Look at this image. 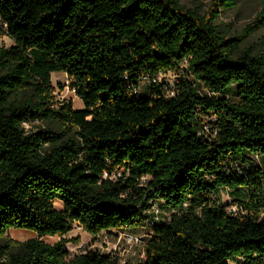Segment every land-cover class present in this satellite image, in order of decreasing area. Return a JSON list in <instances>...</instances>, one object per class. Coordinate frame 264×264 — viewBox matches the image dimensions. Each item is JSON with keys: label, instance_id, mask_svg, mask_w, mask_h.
<instances>
[{"label": "trees", "instance_id": "trees-1", "mask_svg": "<svg viewBox=\"0 0 264 264\" xmlns=\"http://www.w3.org/2000/svg\"><path fill=\"white\" fill-rule=\"evenodd\" d=\"M234 6L0 0V38L14 42L0 44V241L12 228L37 235L0 243V264H118L69 258L75 225L92 237L146 230L143 264H264V49L243 47L264 10L227 37L216 20ZM54 72L83 110L55 100ZM169 73L173 86L156 81ZM211 114L215 140L198 134ZM35 122L66 131L27 134ZM223 190L250 214L228 213ZM154 204L169 217L147 228Z\"/></svg>", "mask_w": 264, "mask_h": 264}, {"label": "rangeland", "instance_id": "rangeland-1", "mask_svg": "<svg viewBox=\"0 0 264 264\" xmlns=\"http://www.w3.org/2000/svg\"><path fill=\"white\" fill-rule=\"evenodd\" d=\"M235 2V6L230 9L220 8L216 24L220 31L226 34L227 37L240 35L251 25L261 11L264 10L263 0H231ZM213 0H180L182 6L187 9L198 11L201 15L207 13L211 7ZM0 44L4 47H10L14 44L13 40L8 36L0 38ZM252 47L255 53H260L264 49V24L250 33L243 44V47ZM162 80H167L174 84V76L168 74L161 77ZM52 84L55 87V100L59 104L71 102L73 110H83V101L78 98L73 90L69 87V79L65 73H52ZM203 93L208 94V91L203 88ZM228 98L231 101H236L235 86L231 87ZM24 129L27 134L41 132L45 129H54L58 132L63 130L57 123L35 122L33 124H25ZM65 136L70 133L65 132ZM264 160V156L261 157ZM121 175V174H120ZM231 200L226 190L221 193V203L225 206L229 205ZM55 208L62 210L63 206L60 201L55 202ZM169 217V213L161 210L160 220L165 221ZM146 231V230H145ZM142 229H124L121 231L103 232L97 237L90 236L82 228L77 225L68 233L66 238V249L69 258H73L77 254L95 252L100 255L115 256L118 264H143L145 261V244L147 240L146 232ZM126 235L141 236L145 240L144 244H132L126 240ZM37 235L26 229H9L4 238L0 241L4 244L8 241L23 242ZM61 238L59 237H44L42 240L48 244H55ZM12 252L16 249L12 248Z\"/></svg>", "mask_w": 264, "mask_h": 264}, {"label": "built area", "instance_id": "built-area-1", "mask_svg": "<svg viewBox=\"0 0 264 264\" xmlns=\"http://www.w3.org/2000/svg\"><path fill=\"white\" fill-rule=\"evenodd\" d=\"M166 75H168V74L159 75V77L157 78L156 81H159V82L164 81L165 83L170 84L169 81L161 79L162 76H166ZM170 85L173 86L174 84L171 83ZM204 94H206V93H204ZM206 95L211 96V93L208 92V94H206ZM216 123H217V119L214 115H212V114L211 115H203L201 117V126L198 130V134L200 136L208 139V140H215L219 134V129H218V126ZM256 161L257 162L259 161L258 157L256 158ZM249 168H250V166H246V169H249ZM142 180L145 181L146 178H143ZM220 198H221V195H220ZM229 199L231 200L230 196H229ZM220 203H221V199H220ZM223 206H225V205H223ZM225 207H226V210L228 213H230L233 216L240 218V219H243L250 214V210H247L243 205L233 203L232 200H231L230 204L225 206ZM152 213H153V217H152V219H150L148 221L147 228L150 226H154L155 224L159 223L160 221L162 222V220H160L161 210L157 204H154L152 206ZM125 238L129 243H132V244H144L145 243V240L141 236L126 235ZM230 264H236V263H230Z\"/></svg>", "mask_w": 264, "mask_h": 264}]
</instances>
